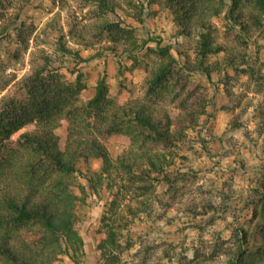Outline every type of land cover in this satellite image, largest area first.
<instances>
[{"label": "rangeland", "instance_id": "374dc122", "mask_svg": "<svg viewBox=\"0 0 264 264\" xmlns=\"http://www.w3.org/2000/svg\"><path fill=\"white\" fill-rule=\"evenodd\" d=\"M25 1L0 0V22H12ZM102 1L112 0H32L24 7L13 28L0 37V105L23 77L42 69L43 77L49 80L56 77L68 84L79 81L82 86L74 98L63 94L59 100L50 95L51 110L66 103L85 104L103 77L111 100H145V81L160 60L159 51L168 49L177 60L182 77L189 76L187 90H192L194 96L212 92L215 109L211 115L200 118L196 131H189L192 143L165 149L174 163L145 197L131 201L138 214L132 218L126 212L133 223L121 229L115 246H107L111 257H102L97 251L105 230L96 232L119 187L111 192L102 188L96 195L88 188L85 177L74 175V193L81 196V187L86 193L82 207L85 220L78 227L85 253L79 262L225 264L229 251L240 244L242 232L260 238L255 226L258 210L251 200L261 194L264 179V28L246 41L229 32L223 18H213L216 31L212 37L225 46V51L207 54L202 61L197 54L200 33L195 31L190 38L178 36V26L167 8L152 4L151 0H114L117 5L112 13L104 10ZM100 16L120 24L115 40L108 35L94 41L70 34V29L79 30ZM131 33L133 41L129 38ZM63 46L76 55L62 50ZM107 46H114L116 51L107 50ZM132 46L137 47L136 51L127 52ZM230 51L246 55L245 63L232 68L223 66L225 52ZM97 54L101 57L87 61ZM214 63L221 67L212 70L208 82L201 70ZM193 66L198 68L194 73L182 70ZM173 82L169 89L182 83ZM170 95L171 90H165L157 101L148 103L171 110ZM35 112L32 109L31 116ZM67 128V120L62 119L54 131L61 149L67 140ZM33 129L26 123L12 133L0 147V160H8L16 168L21 152L17 140ZM129 139L125 132L103 139L112 159L130 148L137 149L129 144ZM88 166L99 170L101 161L92 160ZM80 168L86 171L85 164L81 163ZM118 196L121 203L128 201L122 194ZM210 206L219 207L218 212L208 210ZM35 230L37 226L29 224L17 232L24 235ZM251 258L264 263V249L252 253ZM53 264L74 263L60 255Z\"/></svg>", "mask_w": 264, "mask_h": 264}, {"label": "trees", "instance_id": "16d2710c", "mask_svg": "<svg viewBox=\"0 0 264 264\" xmlns=\"http://www.w3.org/2000/svg\"><path fill=\"white\" fill-rule=\"evenodd\" d=\"M31 2L25 1L12 22H0V37L13 28L20 12ZM151 3L169 10L178 26V36L190 38L195 31L200 33L197 54L202 61L207 54L225 51V46L216 43L212 37L216 31L213 18H223L227 30L246 41L264 28V0H151ZM101 4L106 12L112 13L117 5L114 0L102 1ZM2 17L0 15V19ZM120 30L119 23L100 16L79 30L70 29V34L94 41L108 35L115 40ZM129 38L133 41L132 33ZM61 49L76 55L65 46ZM106 49L116 51L114 46H107ZM136 49L132 46L126 51L134 53ZM158 55L160 60L145 81V100L132 99L123 103L111 100L103 77L98 80L92 98L85 104L66 103L51 110L50 95L59 97V100L63 94L74 98L82 86L79 81L68 84L56 77L49 80L43 77V69L23 77L14 92L2 99L0 147L26 123L34 129L21 134L17 140L21 152L16 168L10 161L0 160V264H53L60 255H66L74 264H80L79 258L85 252L78 227L85 220L82 207L86 204V193L83 187L80 188L81 196L74 193L76 174L85 177L88 188L96 195L102 188L111 192L119 187L118 194H113L114 199L106 207L96 232L99 234L105 230V237L98 241L96 249L102 257H109L111 251L107 250V246H115L121 229L128 228L133 223L132 218L138 214L133 210L131 201L145 197L173 165V157L165 153V149L192 143L189 131H196L200 127V118L211 115L216 106L212 92L194 96L192 90H187L189 76L185 74V78L182 77L178 62L168 49H161ZM99 57L101 55L97 54L87 61ZM246 58L244 54L225 52L223 66H240ZM196 67L182 70L194 73L198 70ZM219 67V63H214L201 73L209 82L212 70ZM171 82L180 84H174L169 89ZM165 90H171V110L148 103L150 100L157 101ZM32 109L36 115L31 116ZM62 119L68 122L63 149L54 134ZM122 132L130 135L129 144L137 149L130 148L112 159L103 139ZM92 160L101 161L99 170L88 166ZM81 163L86 166L85 172L80 168ZM260 189L262 192L258 198L251 200L254 209L258 210L259 219L255 226L260 238L255 239L242 232L240 244L229 251L225 264H264L251 258L252 253L264 249V179ZM121 194L128 199L126 203L118 200ZM218 209L208 207V210L216 212ZM225 209L224 206L223 214ZM126 212L132 215L131 219L127 218ZM29 224H35L37 230L18 234L19 228Z\"/></svg>", "mask_w": 264, "mask_h": 264}]
</instances>
